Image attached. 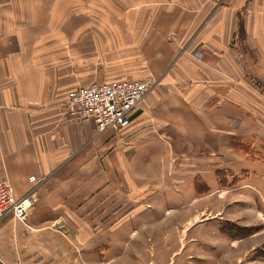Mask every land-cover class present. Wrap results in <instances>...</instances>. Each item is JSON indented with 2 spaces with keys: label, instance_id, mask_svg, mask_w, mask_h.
<instances>
[{
  "label": "crops",
  "instance_id": "obj_1",
  "mask_svg": "<svg viewBox=\"0 0 264 264\" xmlns=\"http://www.w3.org/2000/svg\"><path fill=\"white\" fill-rule=\"evenodd\" d=\"M43 1L0 0V178L10 181L16 196L35 187L25 222L11 214L0 219V264H81L70 240L82 242L84 264H175L176 257L177 264H239L240 254L253 263V213L202 218L206 201L191 196L195 176L213 175L201 172L194 160L207 154V145L210 155L224 151L242 159L232 147L233 136L262 124L248 113L251 98L240 82L234 83L239 76L231 64L241 68L227 45L237 46V34L245 35L250 53L245 76L257 79L252 89L258 97L264 94V75L251 65L253 50L264 57V0H115L118 7L102 10L108 17L103 21L116 17L118 23H105L102 31L89 24L76 28L77 39L81 32L86 40L102 36V47L126 49L138 58L144 49L156 53L160 65L192 44L213 51L204 65L184 56L167 72V78L177 79L169 82L186 83L176 89L182 99L166 108L172 117L160 116L152 89L128 128L118 133L98 132L93 119L63 116L79 61L64 59L62 10L57 18L40 8ZM214 63L228 80L205 79L202 68ZM83 73L88 81L99 76L94 68ZM115 75L141 77L131 70ZM179 144L183 151L173 148ZM197 146L205 151L197 152ZM243 162L242 167H255L253 160ZM184 163L194 169L183 180L179 167ZM32 175L36 183L29 180ZM176 186L183 202L168 206L163 198L173 200ZM235 206L246 208L245 203Z\"/></svg>",
  "mask_w": 264,
  "mask_h": 264
},
{
  "label": "rangeland",
  "instance_id": "obj_2",
  "mask_svg": "<svg viewBox=\"0 0 264 264\" xmlns=\"http://www.w3.org/2000/svg\"><path fill=\"white\" fill-rule=\"evenodd\" d=\"M222 2L223 0H221V3ZM115 3L116 7H118L119 2L115 0H44L40 3V8H43L45 12H48L50 9L53 12V15H57V18L60 15V10H62L61 33L63 38L61 47L63 50V57L67 60H70V58L73 57L75 61H79L80 74H78L76 77L77 81L73 82V86L75 85L73 90L79 84L92 82V80L88 81L84 77L85 74L83 73L92 70V68H94L95 71L99 73V76L97 77L98 79L93 80V82L130 80L131 78L129 79L125 76L117 78L115 74L118 72L123 73L124 71L129 70L137 71L141 74V77L138 80L148 81L151 83L150 90L153 89L156 95L153 99V105L156 106L157 111L160 112V116L163 118H170L172 115L170 113L167 114L166 108L168 105L173 106L174 102H178L179 99H182V97L179 96L181 92L176 91V89L179 88L177 86L186 84L183 81L176 83L169 82L172 81V79L174 81L177 80L175 78H167V72L172 67V64L176 63V61L183 58L184 56H189L195 62L204 65V62L208 61V58L213 56V51L200 46V44H192L187 49H179L178 54H176L173 59V62H171L172 60L169 59L166 64L160 65L157 61V57L155 58V55H152L156 53L152 52V54H147L144 49H140L141 56L138 58V56L135 57L134 52H129V50L126 49L125 51L116 48L102 47L99 44V42L103 39L101 38L102 36H100L99 41H97V39H92V37L94 38V34L89 37V40H86V32L79 33V39L74 37V33H76L77 30L76 28H79L81 25L89 24L91 25V28L95 27L96 29L102 31L101 28L105 23H118V19L116 17L112 18L114 19L112 22L103 21L104 18L108 19V17L102 13V10L110 9V6L115 5ZM55 10L57 13L54 12ZM208 36H210V38L220 37L217 34H209ZM82 37H84L85 42L82 41ZM244 37V34L238 33L236 38L237 46H234L232 43L227 45L228 48L232 49V51L230 49L228 53L239 58L238 63L240 64L241 71L243 69L244 72V74H242L236 65L231 64V66L233 65L232 68L235 71L234 73H237L239 76V80L234 81V83L238 84L240 82L241 85L239 84V86L242 87L247 93V96L251 98L249 104L252 101L253 109L249 107L251 109L248 108V113L255 116L256 119L260 120L262 124H260V128L259 126H256L255 128L244 130V136H233L234 139H232V147L243 154V160L245 159L248 162L253 160V162L249 163L254 164L255 167L249 169L242 167L241 163L244 162L240 157L233 156L232 154H228L224 151L221 156H215V154L210 155L208 152L209 146L207 145V154L205 156H198L194 160H197V162L200 164L201 172H204L206 175L213 173V175L210 179L208 177L200 178L198 176H195L194 179H192V183L196 187V193L192 194L191 200L204 199V201H206L207 208L206 211H203V213L201 212L202 218L220 217L226 215V217L236 219L241 216L240 212L242 211H244L246 214L247 212H252L256 224L254 227V262L251 263L249 257L242 258L243 255L240 254L239 259L241 260L238 263L242 264L245 259H248L247 264H264V94L260 93L261 95L258 97L255 94L256 91L258 92V90H256V88L252 89V85H256L254 80L257 79L252 76V74H250L251 76H245V71L246 69L248 70V55H250V53L247 55V40ZM91 41H93L95 47H93ZM183 44L184 42H182V45ZM232 47L235 48L236 51L233 50ZM122 51H125L126 55H124ZM222 53L225 52L222 51ZM256 53L257 51L253 50L251 54V60L254 62L253 63L251 61L252 69L255 70V72H260L264 75V57L262 58V56H258L259 54L261 55V53ZM127 54H130V56ZM131 59H137V63H130ZM253 59L259 63H256ZM67 60H64V62ZM142 61H151L153 63H151V65H146V63H142ZM202 71L206 74L207 77L205 79H207L208 82H210V80L216 79L217 76L223 80H228L227 77L229 75L222 71L221 67H219L218 64L216 65V63H214L213 66H204ZM145 72H150L151 75L149 74V76L146 77L144 75ZM81 73L83 74L81 75ZM102 73H110V75H112L111 79L114 80H105L108 75L103 76ZM241 82H249V86ZM246 87L247 91L249 89L248 92L246 91ZM72 91H69V93ZM255 99L258 101V104H255ZM142 102H140L138 106H141ZM136 110L137 113L138 108H136ZM179 118L181 119V122H189L186 120V118ZM174 119L176 118H173L172 120ZM112 132L118 133L115 131ZM248 132L249 136L246 137ZM184 147V145L179 144L174 145L173 148L176 151H183L185 149ZM196 149L199 150H196L197 152L205 151V148L202 146H197ZM179 169V174L184 180L187 174H189L190 171L194 169V166H192V164L184 163L179 167ZM175 190V198L173 200H170L168 197L166 199L163 198L166 205L169 206L172 203L181 204L183 202L181 201L183 197L181 187L176 186ZM238 203H245L246 208H241L238 210V207L235 206L238 205ZM239 220L240 219H238V222L241 226L242 224ZM215 222H217V220L211 222L210 224L213 225ZM69 242V245L74 250V252L78 253L79 260L82 262L81 264H84V260L81 257L84 251L82 248V242L79 240H70ZM100 251V249L96 250V252ZM175 260V264H177L178 257H176ZM191 263H193V260H191Z\"/></svg>",
  "mask_w": 264,
  "mask_h": 264
},
{
  "label": "built area",
  "instance_id": "obj_3",
  "mask_svg": "<svg viewBox=\"0 0 264 264\" xmlns=\"http://www.w3.org/2000/svg\"><path fill=\"white\" fill-rule=\"evenodd\" d=\"M150 89V82L136 79L79 84L68 93L63 116L68 120L93 119L100 133L120 132L128 128L138 104ZM29 180L35 182V177L32 175ZM34 188L16 196L10 181L0 178V219L11 214L15 220L25 222L34 203Z\"/></svg>",
  "mask_w": 264,
  "mask_h": 264
}]
</instances>
